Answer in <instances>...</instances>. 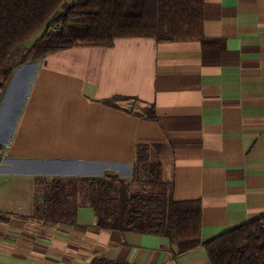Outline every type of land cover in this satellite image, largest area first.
Here are the masks:
<instances>
[{
  "label": "crops",
  "instance_id": "1",
  "mask_svg": "<svg viewBox=\"0 0 264 264\" xmlns=\"http://www.w3.org/2000/svg\"><path fill=\"white\" fill-rule=\"evenodd\" d=\"M204 35L220 47L120 37L27 49L0 80V177L130 180L145 145L173 198L200 201L202 242L264 214V0H205ZM19 190L0 183V206ZM19 215L0 213V264H211L202 244L174 255L166 237L99 230L89 205L54 227Z\"/></svg>",
  "mask_w": 264,
  "mask_h": 264
},
{
  "label": "trees",
  "instance_id": "2",
  "mask_svg": "<svg viewBox=\"0 0 264 264\" xmlns=\"http://www.w3.org/2000/svg\"><path fill=\"white\" fill-rule=\"evenodd\" d=\"M63 1L0 0V80L9 75L13 54L42 28L27 54L78 45L111 46L120 37L198 40L205 49L220 47L204 35L205 0H72L55 14ZM25 58L26 54L21 61ZM119 100L125 101L105 102L116 105ZM147 117L154 119L153 107ZM0 151L1 159V147ZM41 179L32 212L41 226L73 224L77 207L89 205L99 230L163 236L174 255L202 244L211 264H264V214L202 242L200 201L173 198L171 184L162 179L160 165L149 160L145 145L135 148L130 180L108 172L103 178ZM139 183L149 190L134 188ZM89 264L129 263L93 257Z\"/></svg>",
  "mask_w": 264,
  "mask_h": 264
},
{
  "label": "rangeland",
  "instance_id": "3",
  "mask_svg": "<svg viewBox=\"0 0 264 264\" xmlns=\"http://www.w3.org/2000/svg\"><path fill=\"white\" fill-rule=\"evenodd\" d=\"M71 3H72V0H64L61 3V5L57 8L56 13H59L60 11H63ZM42 30H43V28L41 30L35 32L24 43V45L19 48V49H21V48L25 49V50H22L20 52L21 53L20 56L19 55L17 57L15 56V54L17 52L16 51L13 54V56L10 58L9 63H11L13 61V59L20 60L22 58L23 53L26 52L27 49H30L31 46H32L33 41L38 36H40V34L42 33ZM0 153H1V151H0ZM16 166H18V165H16ZM40 168H42V167H40ZM23 169L27 170V167H24ZM43 179H45V178H43ZM47 179H49V178H47ZM40 180H42V179L41 178H36V179L31 180V182H27L26 180L25 181H19V180L12 179V181H9L8 183H6L4 177L1 176L0 177V183L2 185H5L6 188H8L10 186L17 185L20 190H19V201H18V203H9V204L0 206V213H2L3 215H5V214H8V213H11L12 211H14V213H16L17 215L20 214L19 217H21V218H25L27 220L31 219L32 217H30L29 215L33 212L34 196H35V194L37 192V188H40L41 189V184L42 183L40 182ZM4 183H6V184H4ZM134 188H136L137 190H141V191H145L144 189L149 190V188L146 185L142 184V183L136 184ZM27 220H25V222H26L25 225L27 227H29V228H36V226H34V224H36V223L39 225V223L37 221L34 223L31 220H29V221H27ZM40 225L38 226V229H39ZM47 225L53 226V224H47ZM59 244L61 246H63L64 248L67 247L65 244H61V243H59Z\"/></svg>",
  "mask_w": 264,
  "mask_h": 264
},
{
  "label": "water",
  "instance_id": "4",
  "mask_svg": "<svg viewBox=\"0 0 264 264\" xmlns=\"http://www.w3.org/2000/svg\"><path fill=\"white\" fill-rule=\"evenodd\" d=\"M133 104V100L124 101L123 105H125L127 108L131 107Z\"/></svg>",
  "mask_w": 264,
  "mask_h": 264
},
{
  "label": "built area",
  "instance_id": "5",
  "mask_svg": "<svg viewBox=\"0 0 264 264\" xmlns=\"http://www.w3.org/2000/svg\"><path fill=\"white\" fill-rule=\"evenodd\" d=\"M56 28H58V27H56Z\"/></svg>",
  "mask_w": 264,
  "mask_h": 264
}]
</instances>
